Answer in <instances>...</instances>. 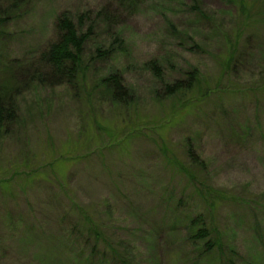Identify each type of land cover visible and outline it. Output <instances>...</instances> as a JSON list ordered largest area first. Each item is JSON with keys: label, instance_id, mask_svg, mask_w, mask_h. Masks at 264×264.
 I'll return each mask as SVG.
<instances>
[{"label": "rangeland", "instance_id": "374dc122", "mask_svg": "<svg viewBox=\"0 0 264 264\" xmlns=\"http://www.w3.org/2000/svg\"><path fill=\"white\" fill-rule=\"evenodd\" d=\"M194 4L0 0V264H264L263 5ZM64 13L91 27L82 86L41 58ZM193 69L216 90L183 107L164 87ZM114 73L128 103L101 85Z\"/></svg>", "mask_w": 264, "mask_h": 264}, {"label": "trees", "instance_id": "16d2710c", "mask_svg": "<svg viewBox=\"0 0 264 264\" xmlns=\"http://www.w3.org/2000/svg\"><path fill=\"white\" fill-rule=\"evenodd\" d=\"M191 1L193 2V4L196 2V0ZM257 1H259V3H262L263 5V10H261V12L258 10V14L261 13L262 15H264V0ZM193 8L195 9V6ZM240 10L241 13H244L243 4H240ZM198 12L201 13L200 11ZM83 19V15L78 17L77 21L79 26L82 25ZM56 28L60 33V39L57 42L51 44L41 56L42 60L45 63V66H47V68L50 70L51 75L45 72L44 77L38 76V78L40 79V82H43L42 78H45V75H49L52 80H58L57 83L59 84L60 82H65L68 84H77L82 86L85 83L87 70L83 58L84 44L87 41L86 39L89 38L91 27L88 28L87 32H79L78 30H76L77 27L75 26L74 21L70 20V18L64 13L61 15V17L58 18ZM117 41L121 43V39L119 37H117ZM236 46L237 44L233 43L228 54L226 65V70L228 71L230 68V64H232L233 60L235 59L236 51L234 47ZM96 50L97 53L101 56L106 54L105 51H101L99 49ZM149 64L151 65L150 68H152L154 71V75L161 80L162 75L160 73V68L157 62H150ZM49 76L47 77L48 79ZM185 77V80L177 79L171 82V84H166L164 87L165 94L169 98L178 96V100H182L183 107L186 106V104L187 106L191 105L190 100H188V98L186 97L191 95L192 93L196 94V96L199 98H207V96H210V93L214 94L212 93V91L215 92L216 89L213 90L211 84H208L206 80H203L199 76V73L196 69L186 72ZM120 79L121 77L117 73H114L109 74L107 77L103 78L100 81L101 85H103L104 88L109 91L113 103H128V101L125 100H127L130 95L128 94L126 88L122 84V80ZM93 91L95 90L92 89L90 93L92 94ZM90 93H87L88 96H90ZM9 95L10 90L5 89L4 87L0 88V127L6 124V122L14 121L16 118L14 103ZM187 155L190 156L189 158L193 161L194 166L198 167L199 165L200 167H204L203 161L197 160L198 158L192 154L190 149H187ZM181 169L189 173L191 178H194L192 173L188 169ZM196 220L200 221V216ZM196 220H193L192 222H196ZM194 237L200 239L207 238L209 237V233L206 231V229L202 228L199 229V231L197 230Z\"/></svg>", "mask_w": 264, "mask_h": 264}]
</instances>
